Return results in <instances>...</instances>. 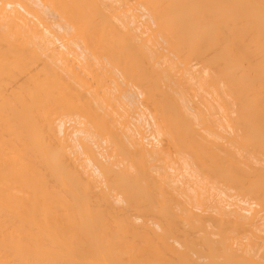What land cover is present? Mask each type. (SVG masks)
Listing matches in <instances>:
<instances>
[{"label": "bare ground", "instance_id": "1", "mask_svg": "<svg viewBox=\"0 0 264 264\" xmlns=\"http://www.w3.org/2000/svg\"><path fill=\"white\" fill-rule=\"evenodd\" d=\"M0 264H264V0H0Z\"/></svg>", "mask_w": 264, "mask_h": 264}]
</instances>
